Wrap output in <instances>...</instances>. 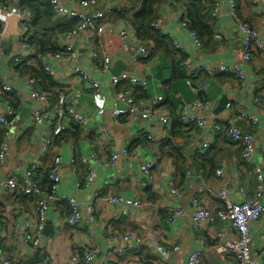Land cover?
<instances>
[{
	"label": "crops",
	"instance_id": "1",
	"mask_svg": "<svg viewBox=\"0 0 264 264\" xmlns=\"http://www.w3.org/2000/svg\"><path fill=\"white\" fill-rule=\"evenodd\" d=\"M6 1V2H4ZM7 11L0 12V76L5 78L15 91L22 94L18 100L19 107L11 124L10 151L7 161L0 166V181L14 177L22 181L24 170L32 161H38L45 174L51 169L53 159L59 155L64 160L63 185L61 193L78 199L84 207L95 203V220L90 222L87 217L76 228L69 227L66 219L71 214V209L66 204H57L49 216V235L42 249L41 255L33 249L23 250L19 244V237L14 232V223L18 219L16 211L20 207L12 206L11 200L3 197L0 203V222L6 229V243L4 247L6 256L18 263L33 262L41 264L47 254L53 258L55 264H62L72 255H81L86 250L94 248L98 251L93 264H186L189 256L196 251H203L202 241L208 243L203 264H228L229 255L224 258L217 254L216 248L223 241L211 240L216 232L228 229V224L218 221L208 226L204 231L195 233L192 229V219L189 214L193 211L192 199L196 195L199 185L205 187V192L200 196L203 206L210 210H220L222 202L218 198L220 191H228L234 204H240L242 197L240 190L253 197L259 184L258 176H264V48L254 51V61L251 64L243 62V38L238 32V27L230 14V9L225 0H221L222 12L219 18L212 16L214 38L210 43L198 48L189 37L186 30L181 28L183 11L164 5L159 9L162 20V32L176 41L180 50L176 56L190 57L195 64L225 63L229 66L242 65L246 74L245 85L241 87L234 74H219L208 76L199 73L195 78V86L201 87L203 98L211 104L207 113L208 119L222 125L232 119L235 120L236 107H242L247 113H257L260 117L258 125L248 122L235 121L246 133L255 138L256 157L254 162L245 163L240 145L225 139L218 140L217 150L214 153L220 160V167L209 178V170L192 169V176L186 177L180 190L185 192V198L178 202L169 189L173 182L179 184L176 178V167L171 159L162 156L160 144L162 141H151L148 135L154 138L163 137L164 132L159 120L148 122L140 117L127 118L124 113L120 115V124L114 123L113 111L123 109L115 99V93L121 89H114L110 85L113 75L130 73L148 83L149 96H162L163 108L172 115H177L182 101L192 104L198 96L190 88L186 79L173 78L172 61L163 54L153 58L148 63L135 58V53L140 41L135 36L134 29L122 21H108L99 23L95 31H87L76 38L73 47L78 51L79 58L75 62L56 61L53 56H48L49 65H54V73H46L51 79L49 82L37 80L40 90L46 91L49 98L45 103L31 99L26 90L28 79L32 78V69L38 74L40 69L38 61L31 59L26 63L16 64L14 56L18 51V38L20 35V21L16 15L17 0H4ZM76 7L77 2L65 0ZM238 13L243 22L255 29L264 46V4L255 5L252 0H236ZM101 8V7H100ZM98 8V9H100ZM58 18L55 17V20ZM126 31L131 37L127 50L121 51L122 40L120 34ZM101 41V42H99ZM102 45L114 56L112 71L107 74L99 72V64L92 61L91 45ZM44 67L46 60L44 59ZM81 66L90 72L100 82L104 97L94 101L95 93L86 83L74 73V67ZM60 91H67L71 96H78L79 110L90 120L91 127L96 136L83 138L76 141L68 136L57 144L54 140V149L44 153L42 148V126L34 122V113L44 110L53 114ZM43 93V92H42ZM0 90V110L6 112L11 106ZM226 99L227 103L220 106ZM228 104L233 108L228 109ZM28 114V120L22 117ZM199 111L194 110V114ZM17 120L14 129L12 124ZM105 126L109 131V142L116 152L122 151L128 141L132 145L129 150L138 159L120 158L116 167H109V149L97 145V130ZM78 127L70 118L65 119V129ZM80 129V128H79ZM81 130V129H80ZM212 129L201 131L198 128L191 132L190 141L184 151L189 152L187 158H192L201 145L211 137ZM183 143V141H180ZM216 143L214 145H216ZM213 145V146H214ZM212 146V147H213ZM97 153V158L92 152ZM190 156V157H189ZM86 158L87 163H84ZM75 161L74 163L72 161ZM149 160H158L159 167L155 170L154 183H148L140 173L141 163ZM89 168L96 174V179L91 186L87 184ZM224 170L222 177H217L219 170ZM177 187V186H176ZM178 188V187H177ZM179 189V188H178ZM101 192L106 196H125L130 199L140 200L141 207H114L108 206L102 200H96V193ZM186 211L188 217L180 219L175 226L169 228L167 223L172 210L178 205ZM34 211V207L30 209ZM118 233L134 234L145 240L144 247L140 250H131L125 257L115 253L118 245L110 240V235ZM123 244H121L122 246ZM179 251H176V248ZM251 248L259 255L260 264H264V216L251 227Z\"/></svg>",
	"mask_w": 264,
	"mask_h": 264
},
{
	"label": "built area",
	"instance_id": "2",
	"mask_svg": "<svg viewBox=\"0 0 264 264\" xmlns=\"http://www.w3.org/2000/svg\"><path fill=\"white\" fill-rule=\"evenodd\" d=\"M51 4L54 10L55 17L58 19H78L80 24L76 29L60 40L61 47L65 50L64 54L53 55L56 61L61 62H75L79 58L78 51L74 49L73 42L76 38L87 31H95L98 24L103 22L107 23V16L114 10L122 11L128 4L126 0H101V1H86L80 2L76 7H73L65 0H46ZM214 10L212 16L219 18L222 12L221 0H212ZM230 9V14L235 20L238 32L243 38V62L244 64H251L254 61V51L256 49L264 48L258 32L251 26L242 21L238 13V5L236 0H225ZM255 5L264 4V0H252ZM101 7V8H100ZM100 8V9H98ZM7 11V6L0 0V12ZM16 15L20 21V35L18 38V51L14 56L16 64H20L31 59L37 58L40 48L29 45L28 40L31 35L30 25L33 22L34 14L32 11L16 7ZM2 21L0 20V24ZM153 27L162 32V20L161 18L153 24ZM181 28L186 30L189 37L193 40L198 48H203V43L199 39L195 32L189 31L188 24L186 22L181 23ZM122 45L120 50H127L128 44L131 41V37L128 32L123 31L120 34ZM172 40V39H171ZM173 41V40H172ZM101 42V41H99ZM175 48L180 50V46L176 41H173ZM152 54L151 48L146 43H138V47L135 53V58L140 60H147ZM90 57L93 62L99 64V72L101 74H107L112 71L114 64V56L108 52L106 47L102 45H91ZM46 60V71L51 74L54 73V65H49L48 57ZM186 76L188 78V85L197 94L198 99L196 102L189 104L182 101L179 116L187 127H196L201 131L212 129L211 137L204 142L199 148L200 155H206L212 148V145L221 137L234 144L240 145L243 149V161L245 163H252L256 157V145L255 138L250 133H246L240 128L235 121H246L250 125H258L260 123V117L257 113H247L242 107H236V118L232 121L229 119L225 123V127L218 122H212L208 119L207 113L211 110V104L207 101H203L201 96L204 92L202 88H195L191 79L195 78L199 73L206 74L208 76L218 74H234L239 82V85L243 87L245 85L246 74L242 65L229 66L225 63L215 64H195L190 57L187 58L183 64ZM74 73L86 83L88 88L95 93L94 101L97 103V98L104 97L102 86L100 82L95 78L93 74L83 69L81 66L76 65L74 67ZM110 85L117 89L120 86L123 88L119 92L115 93L116 101L123 106L121 110L113 111V118L115 124H120V115L124 113L127 118L140 117L145 121L153 122L159 120L161 128L163 129V137H153L148 135L151 141H162L169 137L170 129L173 122V117L168 110L163 108L164 98L162 96H149L148 83L130 73H122L120 75H113L110 80ZM129 86V90L124 89ZM0 90L3 93L14 94L16 98L21 99L23 96L20 92L15 91L13 87L8 84L2 76H0ZM26 90L29 92L32 100L45 103L48 101V94L42 93L38 89V83L35 79L29 78L26 86ZM140 90L142 93L148 95V97H142L137 99L135 97V91ZM56 109L53 114L44 110H38L34 113V122L37 125H41L43 130L42 136V148L44 153L51 152L55 145L54 140L59 137L65 130V119L70 118L76 125L80 127L82 132L90 136H96L95 130L91 127L90 120L84 115L78 108L79 98L78 96H71L67 91H60L58 93L56 101ZM232 104H228V109H232ZM194 110H198L197 114H194ZM16 113L12 106H7L6 112L0 110V128L6 130L2 143L0 144V166L4 165L7 161L8 153L10 151L9 141L11 139V124L9 123L7 116ZM97 145L103 146L109 149V167L114 169L118 159L124 157L128 159L137 160V156H133L129 148L132 145L131 141H128L126 147L116 152L109 142V131L105 126L100 127L97 130ZM92 156L97 158V153L92 152ZM75 162L74 160L72 161ZM84 163H87L86 158ZM63 166L64 160L61 156L56 155L53 159V163L48 174V180L52 186L50 189H44L40 182L37 180V174L41 173L43 166L38 161H32L28 167L24 170L22 181L17 178L10 177L0 181V197H6L8 194L14 196L23 194L34 198V211L27 212L23 209L20 212L16 211L18 219L14 223V232L19 237V244L23 250L33 249L39 251L42 249L46 240L45 230L49 222L50 213L53 207L57 204H66L71 209L70 216L66 219V223L69 227L76 228L87 217L90 222L95 220V203H90L84 207L78 199L68 196L65 193H61L60 189L63 185ZM159 167L158 160H149L141 163L140 173L142 177L148 183H154L155 170ZM90 174L87 176V184L91 186L95 179L96 174L89 168ZM224 170H219L216 173L217 177H222ZM188 176H192L188 173ZM259 184L255 190L253 197L248 198L247 193L244 190H240L242 201L240 204H234L230 199V193L228 191H220L218 198L222 202L220 210H210L203 206L200 196L205 192V187L199 185L196 191V195L192 199L193 214L192 229L195 233L204 231L208 226L215 224L218 221L228 224V229L223 232L214 233L211 240L223 241V244L216 248V252L221 257L229 255L231 260L228 264H260V257L254 253L251 248V227L257 221L264 216V176H258ZM171 194L176 197L178 202L185 198V192L178 189L173 182L169 184ZM96 200L104 201L108 206L114 207H129L139 208L141 207L140 200L130 199L125 196H106L101 192L96 193ZM186 211L179 204L178 207L171 211L168 219V227L172 228L176 222L180 219L187 218ZM110 240L118 245L115 249L116 255L119 257H125L128 251L140 250L144 247L145 240L134 234H118L114 233L110 235ZM6 243V229L2 222H0V264H21L17 261L11 260L6 256L3 250ZM121 244H123L121 246ZM204 252L199 250L192 253L186 264H203L204 256L208 249V243L202 241L201 243ZM179 251V248H176ZM98 251L94 248L86 250L82 255H72L67 261L62 264H93L96 260ZM32 264V263H25ZM41 264H55L53 258L50 255H46L42 259Z\"/></svg>",
	"mask_w": 264,
	"mask_h": 264
},
{
	"label": "trees",
	"instance_id": "3",
	"mask_svg": "<svg viewBox=\"0 0 264 264\" xmlns=\"http://www.w3.org/2000/svg\"><path fill=\"white\" fill-rule=\"evenodd\" d=\"M2 2L4 0H1ZM20 8L32 11L34 14L33 22L30 25L31 35L28 40V44L40 48V52L37 56L36 62L38 61L40 69L38 74L35 73V69H32V78L44 82H49L51 79L47 75L44 67V59L48 56L56 54H64L65 50L61 47L60 40L66 34L74 31L80 24L78 19H57L55 20V14L53 7L46 0H17ZM77 3L93 1V0H71ZM101 1V0H95ZM127 6L122 11L114 10L110 15L107 16L106 20L122 21L127 22L135 32V36L141 43H146L151 48L152 54L149 59L142 60L144 63H148L156 56L163 54L172 61L173 66V78L175 80L184 78L188 81L183 64L187 60L186 56H181L179 59L176 56L179 54V50L175 48V45L171 38L164 33L157 31L153 24L160 19L159 9L164 5H169L176 9L183 11L182 22H186L189 27V31L195 32L203 46L207 45L214 38V31L212 26V12L214 5L212 0H126ZM6 2V1H4ZM1 30V27H0ZM28 62V61H26ZM23 62V63H26ZM219 75V74H218ZM212 77V76H211ZM192 85L195 88H201L195 86L194 78L191 80ZM52 83V82H49ZM120 89H123L121 86ZM129 86L124 89L129 90ZM38 89L40 90L39 86ZM46 93L44 90H40ZM7 94L8 101L11 103L14 111H18L19 102L18 98L14 94ZM135 97L137 99L142 97H148L147 94L142 93L140 90L135 91ZM203 101V95L201 96ZM173 116V122L170 129V135L164 139L160 144V153L164 157L171 159L176 167V178H180L179 184L176 186L180 189V186L184 183L188 173L193 169H208L209 178L212 177L216 170L220 167V160L216 153V145L208 151L206 155H200L197 151L192 158H187L189 152L184 151L187 146L188 140L190 141V134L196 127H187L182 122L179 112ZM222 125V124H220ZM78 126V125H77ZM224 128L226 125H222ZM80 128V127H79ZM78 127L73 129H65L63 133L57 137L56 143L59 144L63 138L72 137L76 141L81 140L83 132ZM6 130L0 128V144L3 141ZM222 139H224L222 137ZM183 141V143H180ZM226 140V139H225ZM216 147V148H215ZM217 150V149H216ZM243 152V149H241ZM190 157V156H189ZM48 170L45 174H37V180L44 189H50L52 186L48 180ZM0 197V203L2 202ZM6 199H12V206H18L21 209L31 212L30 209L34 205V198L23 194L14 196L8 194ZM71 211V210H70ZM5 253H7L5 247H3ZM82 255V254H81ZM32 263L33 262H25ZM22 262V264H25Z\"/></svg>",
	"mask_w": 264,
	"mask_h": 264
},
{
	"label": "water",
	"instance_id": "4",
	"mask_svg": "<svg viewBox=\"0 0 264 264\" xmlns=\"http://www.w3.org/2000/svg\"><path fill=\"white\" fill-rule=\"evenodd\" d=\"M226 103H227V101H226V99H224V100L222 101V103L220 104V106H222L223 104H226ZM22 117H24L25 119L28 120V114H27L26 112L22 114ZM14 118H15V115L7 116V119H8V121H9V123L12 122V120H13ZM189 214L192 215V214H193V211H190ZM49 230H50V227H49L48 224H47V227H46V230H45V234H46V235H49V234H50V233H49ZM40 255H41V252H40V250H39L38 253H37V256H40Z\"/></svg>",
	"mask_w": 264,
	"mask_h": 264
},
{
	"label": "rangeland",
	"instance_id": "5",
	"mask_svg": "<svg viewBox=\"0 0 264 264\" xmlns=\"http://www.w3.org/2000/svg\"><path fill=\"white\" fill-rule=\"evenodd\" d=\"M12 126H13L14 129L16 128V126H17V120H15V121L13 122Z\"/></svg>",
	"mask_w": 264,
	"mask_h": 264
}]
</instances>
